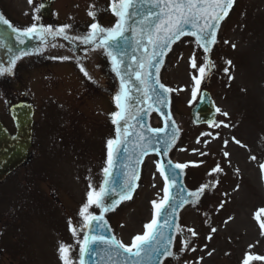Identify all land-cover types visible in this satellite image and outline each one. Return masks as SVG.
I'll list each match as a JSON object with an SVG mask.
<instances>
[{
    "label": "rangeland",
    "instance_id": "374dc122",
    "mask_svg": "<svg viewBox=\"0 0 264 264\" xmlns=\"http://www.w3.org/2000/svg\"><path fill=\"white\" fill-rule=\"evenodd\" d=\"M66 1L59 17L79 23L89 19L88 12L94 6L106 4V0ZM0 3L17 20L31 15L36 8L35 1L29 5L28 0H0ZM218 45L214 53L216 71L205 78L200 90L207 89L216 108L221 109L215 120L223 122L219 127L194 126L189 116V109L199 95L192 100V76L198 75V71L191 68L189 57L195 52L198 63L202 62L200 52L191 42L185 40L176 46L163 74L165 83L174 90V111L183 129L175 161L189 162L187 181L191 187L219 180L210 187L212 193L200 206L184 210L181 216L182 226L194 228L198 233L195 238L188 234L196 251H178L176 262L170 264H197V261L241 264L246 253L264 256V230L260 228L264 214L259 220L255 216L264 208V189L256 168L264 155V0H237L222 27ZM229 60L231 65L227 64ZM59 66L74 76L73 66ZM225 67L229 68L228 73L224 72ZM61 81L59 89L56 83V87L48 86V91L46 83L35 82L32 91L44 90L41 103L36 95L35 101L49 114L50 133L61 132L63 117L76 120L78 145L74 147L75 143L67 139L58 143L47 136L46 149H35L32 168L18 170L14 185L3 184L0 264H62L60 243L72 246L71 258L76 264L78 238L72 235L68 220L72 218L79 231L78 210L86 201L88 185L98 184L106 153L105 118L99 111L110 110L105 100L110 90L91 91L93 98L87 101L74 85L68 95L64 89L70 84L65 79ZM223 112L228 116L222 115ZM233 137L241 143H235ZM225 140H228L226 147ZM224 151L229 153L228 158L222 155ZM201 152L207 155L202 156ZM252 156L256 159H251ZM217 162L224 173L208 175ZM237 185L239 189L234 191ZM163 187L156 163L150 158L143 168L137 192L111 219L123 244L130 245L134 236L143 234L144 225L152 218L151 202L161 199ZM221 201L225 202L223 208H219ZM211 227L217 231L211 233L209 240L206 237ZM177 247L179 250V243Z\"/></svg>",
    "mask_w": 264,
    "mask_h": 264
},
{
    "label": "snow or ice",
    "instance_id": "6c2138e0",
    "mask_svg": "<svg viewBox=\"0 0 264 264\" xmlns=\"http://www.w3.org/2000/svg\"><path fill=\"white\" fill-rule=\"evenodd\" d=\"M148 2L156 10L150 9L142 14L137 7V5L141 4V0H112L111 10L118 18L116 23L111 27L105 28L98 22H93L89 26L90 31L83 37L68 35L66 30L71 27L69 24H64L55 29L52 25L44 26L37 23H32L24 28H16L0 14V22L12 29L15 39L20 44H24L27 39L34 36L42 40L49 36L53 38L59 36L68 41L80 40L84 44H92L94 49H103L110 60L112 71L120 81L119 91L114 95L117 110L111 113L112 123L117 125L116 136L107 140V165L102 169L105 180L98 187H93L89 183L86 201L78 210V217L80 218L79 231L77 226L73 224L72 218L68 220L72 235L78 238L79 264H87L86 257L97 255V248L101 245L106 246L107 259L110 264H163L164 258L177 257L178 255L172 250L175 243V235L170 234L177 231L181 235V247L178 251L180 253L196 251V248L192 246L193 241L186 234H190V237L195 238L198 237V233L194 228H185L177 223L178 209L183 208L185 204L195 205L200 201L206 190L219 183V180H214L201 184L195 190H187L183 186L182 177L184 170L190 166L189 162L173 163L170 159H165L164 162L158 161V170L164 178V195L159 201L153 200L151 202L154 214L151 221L144 225L145 231L143 234L134 236L130 245L123 244L115 236L100 234L102 230L107 229L104 213L114 211L122 201L132 198V194L138 186L136 184L139 179L138 166L142 163L143 157L148 155L149 151H152L166 158L169 150L176 143L179 129L172 119L171 113L162 111V108L167 107L169 103L168 94L174 91L161 83L159 79L160 66L164 63L163 57L171 50L172 45L180 41L182 37L190 35L195 38V44L203 49L205 54L203 61L199 63L195 52L189 57L191 68L198 71V75L192 76L194 81L192 100H196L200 85L205 80L208 71L214 67L207 53L217 43V29L221 21L228 16L235 0H148ZM28 3L32 5L33 0H28ZM43 7L44 5L40 4L34 11L38 12ZM88 15L95 18L96 13L90 10ZM135 16H140L141 19L138 23L130 25L129 21H132ZM33 18L34 20L38 19L36 16ZM128 32L132 34L131 42H129L126 35ZM122 41L131 51L122 46ZM52 46L55 47L56 45ZM232 47L235 48V44ZM28 54V51L21 50L20 55L13 56L8 61L7 66L0 65V76L6 73L11 74L16 62L22 56ZM53 58L69 59L67 56ZM231 63L230 60L227 61L228 65H231ZM80 70L86 77L92 79L83 66H81ZM224 72L228 73L229 68L225 67ZM133 78L143 86V96L139 102L147 104L146 109L137 108L134 114L131 107L136 102L133 93L134 91L140 92L141 89L134 88L132 84ZM228 78L229 80L232 79L231 76ZM148 101H152V103H147ZM191 102L189 101V103ZM153 108L160 112L161 116L165 117L164 128H151L144 122L145 117L148 115V110ZM215 111L221 113V109L218 107ZM222 115L227 117L228 113L223 112ZM130 120L138 123L144 122L140 123L143 131L135 134L137 136V159L134 163H131V157H128L130 163L122 165L125 169L123 179L116 186L115 181L109 179L113 175L114 154L116 159H118L121 151L128 152V148L122 146L134 134L130 131L133 127L129 122ZM122 122L123 127L121 130L120 125ZM208 123L212 127H219L223 122L208 121ZM166 128H171L172 131L168 133L165 131ZM161 133H164V135H160ZM201 135L210 136L212 133H202ZM233 140L237 144L241 143L234 137ZM197 142L199 143V138ZM227 144L228 140H225V147ZM200 155H207V153L201 152ZM222 155L225 158L229 157L227 151H224ZM251 159L254 160L256 157L252 156ZM260 167L264 170V164H261ZM223 173L224 168L217 162L208 175ZM238 189L239 185L236 186L234 191ZM172 190H176V196H170ZM224 195H227V193ZM224 203V201H221L219 208H223ZM93 206L101 209L99 215L90 211ZM261 214H264V208L256 212L257 220L260 219ZM229 219H232V217H229ZM205 222L207 223V221ZM260 228L264 230V222L260 223ZM216 231L215 227H211V232L206 238L212 239L211 233ZM81 233H83V238L79 239ZM249 247L251 248L252 246L250 245ZM71 250V245L59 244L58 253L62 264H74L71 258ZM208 254L211 255L210 252ZM253 261H264V256L246 253L241 264H252Z\"/></svg>",
    "mask_w": 264,
    "mask_h": 264
},
{
    "label": "water",
    "instance_id": "95a60500",
    "mask_svg": "<svg viewBox=\"0 0 264 264\" xmlns=\"http://www.w3.org/2000/svg\"><path fill=\"white\" fill-rule=\"evenodd\" d=\"M43 8H40V14L43 16L48 15V4H44ZM140 12L146 13L148 10L155 11L156 9L153 7V5L148 2V0H141V4L137 5ZM109 9L113 15L114 18V24L116 23V20L118 19L114 13L111 10V5L109 6ZM0 14L3 15V13L0 10ZM4 16V15H3ZM6 19V17L4 16ZM141 19L140 16L133 17L132 21H129V24L138 23ZM226 19V17H225ZM224 19V20H225ZM221 21L219 28L217 29V40H218V34L219 30L221 28L222 23ZM11 23V22H10ZM100 24V23H99ZM113 24V25H114ZM11 25L15 27L12 23ZM103 26L102 24H100ZM112 25V26H113ZM105 28L111 27V26H103ZM17 28V27H16ZM55 29V28H54ZM88 31L85 32H78V31H71L66 30V33L70 36H86L88 34ZM128 36L129 42L132 40V34L131 32L126 33ZM189 39V40H195L194 37L190 35H186L181 38L180 41H177L175 44L172 45L171 50L163 57L164 63L160 66V72H159V79L160 82L162 81V72L165 68L166 60L174 47L181 42L182 40ZM122 46L127 48L128 51H131L130 48L127 47L124 42H121ZM217 44V43H216ZM216 44L211 47V51L207 53L209 59L213 62L214 67L208 71L207 78H210L213 76L216 70V64L213 59V51L216 47ZM52 45H56L53 47ZM21 50L28 51V55L22 56L21 59H19L15 66L25 59H53V57H69V59L72 61L77 68L80 70L81 66L89 73V76L92 77V79H89L84 75L83 72H81L90 82H92L95 86L103 88V89H109L111 92V96L113 99L115 111L117 110L115 101H114V95L116 92L119 91V78L115 75V73L111 69L110 60L107 57L106 53L103 49H94V45L92 44H84L80 40H72L68 41L63 39V37H47L45 39H41L39 37H32L26 40L24 44L18 43V41L15 39V35L12 32V29L9 28L7 25L0 22V65L7 66L8 61L15 55H20ZM200 50L203 52V49L200 48ZM139 55V53H137ZM203 53V57H204ZM59 59V58H57ZM130 62V61H129ZM14 66V68H15ZM13 68V70H14ZM81 71V70H80ZM4 75H7L4 74ZM3 76V75H2ZM132 84L134 88H140V92L134 91V97H135V103L131 105L133 109V114L137 108H147V104L140 103V99L143 96V86L140 85L139 81H135L134 78L132 79ZM164 84V83H163ZM169 103L167 107L162 108V111L165 113L170 112L172 119L175 121L177 128L179 129L178 136L176 139L175 145L169 150L167 157H163L162 155H158L155 152L149 151L148 155L143 157L142 163L138 166L139 171V179L136 181V184L139 186L141 176H142V168L144 165V162L147 158L153 157L155 158L156 162H164L165 159H170L173 163L172 155L179 145L181 139H182V131L180 128V125L177 122L175 113H174V101L172 94L169 93ZM147 103H152V101H148ZM11 114L14 118L15 124H16V134L12 138H7L5 136V133L2 132V128L0 126V180L3 179V177L11 172L17 165H19L26 155V146L28 145L29 137H30V126H31V109H24L22 107H15L11 109ZM215 106L213 104V101L211 99V96L208 91L202 90L199 96V100L196 102V104L191 108L190 110V116L195 125H201V124H208V121H214L215 119ZM154 120H157L159 122L158 125L154 124ZM133 127L130 129L132 133H134L127 142L122 147H127L128 152L125 153L121 151L119 158L116 159L114 154V167H113V175L109 178L112 181H115L116 186L119 185L121 180L123 179V172L125 169L122 167L123 164L130 163L128 160V157H131V163H134L137 159V151L136 150V142H137V136L135 134L140 133L143 131L140 127V123L146 122L148 126L151 128H164L165 127V117L161 116L160 112L156 111L155 108L148 110V115L145 117L144 122H136V121H129ZM113 124V123H112ZM121 130L123 127V122L120 125ZM116 129L117 125L113 124V138L116 136ZM166 132L170 133L172 131L171 128H166ZM155 135V134H153ZM160 135H164V133H161ZM112 138V139H113ZM107 165V162H106ZM105 165V166H106ZM105 180V176L103 171L101 172V179L100 184H102ZM183 186L187 190H195L198 187H190L187 183V170H184V174L182 177ZM136 187L135 191L132 194H135L137 191ZM209 193V189L206 190L205 194L201 197L200 201L197 202L195 205L193 204H185L183 208L178 209V219L177 223L181 225V214L182 212L188 208V207H195L202 203L203 199L206 197V195ZM177 192L176 190H172L170 192V196H176ZM130 200V199H129ZM128 200L122 201L119 206L116 207L114 211H109L104 213V220L107 222V229L102 230L100 234L108 235V236H115V233L113 231L112 225H111V216L117 211V209ZM175 202V201H173ZM101 212V209L96 208L94 206L93 213L96 215H99ZM175 235V243L173 246V251L178 252L177 249V243L180 244L181 235L178 233H170ZM187 235V234H186ZM116 237V236H115ZM83 238V233H81V239ZM181 246V245H180ZM97 255H94L92 257H86L87 264H110V262L107 259V250L106 246H98L97 248ZM177 257H167L163 259V264H170L171 262L175 261ZM77 264H79V249L77 254Z\"/></svg>",
    "mask_w": 264,
    "mask_h": 264
},
{
    "label": "flooded vegetation",
    "instance_id": "af4514ba",
    "mask_svg": "<svg viewBox=\"0 0 264 264\" xmlns=\"http://www.w3.org/2000/svg\"><path fill=\"white\" fill-rule=\"evenodd\" d=\"M33 1H35L36 8H38L39 4L43 0H33ZM49 1H50V9H51V15L49 17L42 18L38 15L36 11H34L31 15L27 17L18 18V20L31 24L32 23L55 24L54 22L56 21V18L53 13L55 10H58L63 5L65 0H49ZM34 16L38 17V19L34 20L33 18ZM58 71H60L61 73L59 74ZM66 72H67L66 70L57 67H44L43 69H37L33 71L32 67L26 66L23 69H21V71L18 72L17 77L5 81L0 80V123L9 135H13L15 133V125L13 123L12 118L10 117L9 109L13 105L18 103L32 105L34 109L31 141H30V146L28 148L27 158L16 170L32 168L35 149L44 150V148H46L47 136L50 137V140L56 141L58 143H61L63 140L67 139L75 143L74 147L78 145L76 136H78L79 128L73 119L63 118L61 124V132L50 133L49 131L50 123L48 116L49 114L37 110L33 102L32 89L34 87L35 82L43 84L45 78H48L49 80H53V78L55 77L56 78L60 77L66 79L67 83L69 82L70 84H72L74 81L71 75L69 74V72L68 74ZM15 171L9 173L2 181H0V223L2 221V210H1V198L3 195L2 186L3 184L9 186L14 185L16 181V177L14 176ZM2 244L3 243L1 240V231H0V250Z\"/></svg>",
    "mask_w": 264,
    "mask_h": 264
}]
</instances>
